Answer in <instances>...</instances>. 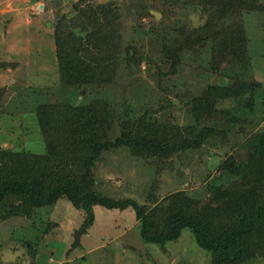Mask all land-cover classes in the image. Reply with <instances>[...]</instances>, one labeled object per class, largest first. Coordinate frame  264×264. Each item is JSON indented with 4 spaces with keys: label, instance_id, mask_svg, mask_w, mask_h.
Segmentation results:
<instances>
[{
    "label": "rangeland",
    "instance_id": "374dc122",
    "mask_svg": "<svg viewBox=\"0 0 264 264\" xmlns=\"http://www.w3.org/2000/svg\"><path fill=\"white\" fill-rule=\"evenodd\" d=\"M256 4L222 18L225 25L239 23L244 28L239 56L225 53L218 63L211 41H206L187 47L173 67L164 59L163 47L170 44L166 31L185 25V35L192 28L202 30L204 19L194 0H0V152L45 151L36 114L40 103L105 97L114 112L112 137L125 112L131 118L145 113L161 122L189 125L195 122L193 98L206 95L211 85L255 82L251 108L250 93L216 94L214 108L199 120L213 126L214 134L198 148L140 156L119 146L102 151L93 165L92 189L100 195L128 197L151 207L165 195L184 191L202 204L218 203L229 184L243 179L248 151L264 131V0ZM90 7L118 26L112 36L118 38L116 77L107 83L72 86L60 78L55 25L61 17L71 25V19ZM151 10L161 15L155 18ZM130 62H135V72ZM223 109L238 118L232 125H226V117L217 111ZM226 160L236 165L233 170L221 168ZM216 186L222 188L220 194ZM92 210L91 224L76 239L75 230L87 215L66 197L35 207L28 215L9 216V205L0 202V264H211L210 253L189 229L161 245L141 237L133 207L95 203ZM241 264H264V255Z\"/></svg>",
    "mask_w": 264,
    "mask_h": 264
},
{
    "label": "trees",
    "instance_id": "16d2710c",
    "mask_svg": "<svg viewBox=\"0 0 264 264\" xmlns=\"http://www.w3.org/2000/svg\"><path fill=\"white\" fill-rule=\"evenodd\" d=\"M194 2L204 19L202 30L192 28L185 35L186 25L185 28H168L170 44L163 47L164 59L175 67L181 52L206 41H211L218 63L225 53L239 56L243 52L244 28L239 23L225 25L222 18L239 9L255 8L256 0ZM88 9L71 19V25L64 17L55 25L60 78L72 86L107 83L116 77L118 38L112 36H116L118 26L112 25L105 13L98 16L94 7ZM127 58H131L129 49ZM138 60L136 58V62ZM255 84L241 80L211 85L206 95L193 98L195 122L189 125L161 122L145 113L131 118L125 112L118 118V134L112 137L114 112L105 97L92 96L88 102L78 103H40L36 114L45 151L5 149L0 152V202L9 205V216L28 215L35 207L66 197L87 215L75 230L76 239L93 220V204L131 206L140 219L139 232L146 241L165 245L176 240L184 229H189L197 244L210 253L211 264H241L247 258L264 255V131L248 149L243 179L229 184L221 193L225 191L224 199L216 204H202L184 191H174L150 207L148 203L139 204L128 197L100 195L92 189L93 165L102 151L125 146L135 155L161 156L168 151L198 148L214 134L213 126L203 125L199 120L206 110L214 108L216 94L250 93L247 105L251 108ZM217 111L226 119L229 116V120L224 121L226 125L238 119L228 109ZM235 166L226 160L221 168L229 171ZM221 190L218 186L214 188L218 194Z\"/></svg>",
    "mask_w": 264,
    "mask_h": 264
},
{
    "label": "water",
    "instance_id": "95a60500",
    "mask_svg": "<svg viewBox=\"0 0 264 264\" xmlns=\"http://www.w3.org/2000/svg\"><path fill=\"white\" fill-rule=\"evenodd\" d=\"M151 12H153V14H154V16H155V18H158L159 17V15H161L160 14V12L159 11H157V10H151ZM130 68H131V71L132 72H135L136 71V66H135V64L134 63H132L131 62V65H130Z\"/></svg>",
    "mask_w": 264,
    "mask_h": 264
}]
</instances>
